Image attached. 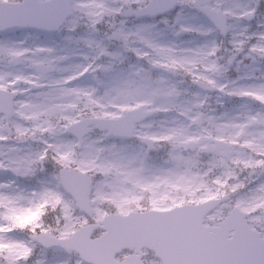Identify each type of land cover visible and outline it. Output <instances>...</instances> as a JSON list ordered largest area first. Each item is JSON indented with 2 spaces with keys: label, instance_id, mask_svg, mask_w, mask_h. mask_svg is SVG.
Masks as SVG:
<instances>
[{
  "label": "snow or ice",
  "instance_id": "6c2138e0",
  "mask_svg": "<svg viewBox=\"0 0 264 264\" xmlns=\"http://www.w3.org/2000/svg\"><path fill=\"white\" fill-rule=\"evenodd\" d=\"M0 264H264V0H0Z\"/></svg>",
  "mask_w": 264,
  "mask_h": 264
}]
</instances>
